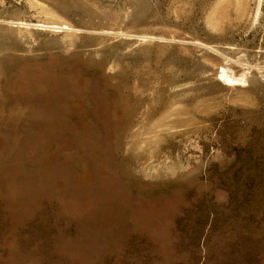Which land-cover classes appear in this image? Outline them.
Returning <instances> with one entry per match:
<instances>
[{
	"label": "rangeland",
	"instance_id": "obj_1",
	"mask_svg": "<svg viewBox=\"0 0 264 264\" xmlns=\"http://www.w3.org/2000/svg\"><path fill=\"white\" fill-rule=\"evenodd\" d=\"M0 264H264V0H0Z\"/></svg>",
	"mask_w": 264,
	"mask_h": 264
}]
</instances>
